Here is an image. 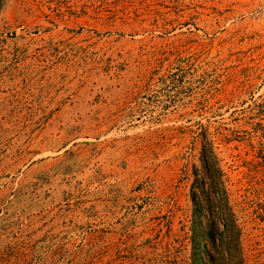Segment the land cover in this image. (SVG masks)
<instances>
[{
	"label": "rangeland",
	"instance_id": "rangeland-1",
	"mask_svg": "<svg viewBox=\"0 0 264 264\" xmlns=\"http://www.w3.org/2000/svg\"><path fill=\"white\" fill-rule=\"evenodd\" d=\"M0 264H264V0H0Z\"/></svg>",
	"mask_w": 264,
	"mask_h": 264
},
{
	"label": "trees",
	"instance_id": "trees-1",
	"mask_svg": "<svg viewBox=\"0 0 264 264\" xmlns=\"http://www.w3.org/2000/svg\"><path fill=\"white\" fill-rule=\"evenodd\" d=\"M202 156H203V154H202ZM204 157V156H203Z\"/></svg>",
	"mask_w": 264,
	"mask_h": 264
}]
</instances>
